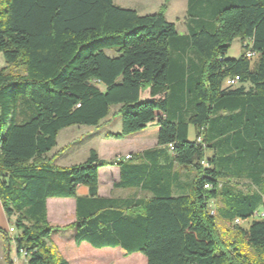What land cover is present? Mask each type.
<instances>
[{
  "label": "trees",
  "instance_id": "1",
  "mask_svg": "<svg viewBox=\"0 0 264 264\" xmlns=\"http://www.w3.org/2000/svg\"><path fill=\"white\" fill-rule=\"evenodd\" d=\"M168 1L139 14L113 0H0V204L25 264H68L48 242L58 231L47 220L49 198L73 199L65 226L77 247L120 248L145 264H264L226 245L215 222L249 220L237 232L264 252V220L253 218L264 206V0H186L185 34L166 20ZM236 37L243 52L228 57ZM234 75L238 84L224 85ZM112 106L120 129L104 138L154 122L157 148L137 162L90 149L80 163H53L61 129L96 127ZM190 126L200 142L188 139ZM163 147L194 173L184 194L172 195L179 173L159 165ZM111 165L116 188L151 196H99L98 171Z\"/></svg>",
  "mask_w": 264,
  "mask_h": 264
},
{
  "label": "rangeland",
  "instance_id": "2",
  "mask_svg": "<svg viewBox=\"0 0 264 264\" xmlns=\"http://www.w3.org/2000/svg\"><path fill=\"white\" fill-rule=\"evenodd\" d=\"M113 3L117 6H121L123 8L137 9L139 14L144 13H152L155 12L163 3L164 0H113ZM186 0H169L167 3V8L165 9V18L167 21L173 22L176 26V30L179 33L184 32L185 29V21H186ZM114 49H107L106 53L108 55L114 54ZM242 47L240 45V40L236 37L230 44V47L227 52L228 57L236 58L242 53ZM257 59L255 56L253 59L249 60L251 63H254ZM5 65V62L0 53V68ZM18 71H21V68L12 67ZM116 107L112 106L110 109V116L112 118L110 123V130H119L120 128V119L119 115L114 112ZM103 123V122H102ZM151 128H147L146 131H149ZM102 130L101 127L96 126H87V125H71L61 129L56 136V145L51 149L48 153L49 158H53V163L59 166H67L69 164H75L81 162L85 159L88 154V151L91 147L97 148L101 153H103V159L107 158L105 156L111 155L114 149V143L119 144L120 148H123L125 144H128L121 139L114 138H99V132ZM153 136H148L146 140L147 146H151ZM192 138H195V131ZM134 139L128 141L132 142ZM133 142H137L134 140ZM117 146V147H118ZM209 154V152H207ZM124 158V155H123ZM125 161V160H124ZM106 167V166H104ZM230 185L240 189L246 190L248 187V183L245 180H232ZM101 191L104 194H127L128 192L123 189H113L111 184L107 182L101 183ZM130 193V192H129ZM218 205L217 202H210V207L213 209ZM74 217V201L71 198H49L47 200V220L48 223L57 228L58 231L54 232L49 241L53 245L57 242H61L64 244L72 245V249L78 248L75 246L73 241L74 229L68 228L65 225L70 223ZM255 219L264 220V206L261 208V212L259 216H254ZM216 226L218 229L219 236L226 243V245H231L235 243L238 251L247 256L248 258H256L259 256L264 257V252H261L258 249L253 248L248 245L246 241L242 238L240 234H238L237 230L246 229L249 224L248 221H239V222H226L219 218L215 217ZM14 224V218L11 217L9 221L3 213L0 204V250L2 247L3 257L0 255V264H25V258L19 257L16 259L15 246L13 240L10 238L7 240L6 235L8 234V227ZM15 233V232H14ZM13 233V234H14ZM56 246V245H55ZM82 246L91 248L88 244L83 243ZM230 247V246H229ZM57 248V247H56ZM92 249V248H91ZM120 248H115V250H119ZM88 250V249H87ZM74 251V250H73ZM59 252V251H58ZM117 261L112 259V256L105 253H99L97 255L84 256L79 255V257H88L90 263L84 262L86 264H144L145 259L141 254H131L120 257L119 254L115 255ZM75 258V255H74ZM92 260H96L92 262ZM75 264V262H72Z\"/></svg>",
  "mask_w": 264,
  "mask_h": 264
},
{
  "label": "crops",
  "instance_id": "3",
  "mask_svg": "<svg viewBox=\"0 0 264 264\" xmlns=\"http://www.w3.org/2000/svg\"><path fill=\"white\" fill-rule=\"evenodd\" d=\"M135 10L138 12V10L136 8H135ZM185 13H186V11H185ZM144 14H146V13H144ZM185 33H186V27L184 29V32H182L180 34H185ZM242 85L245 87L249 86L248 83H246V82L242 83ZM111 120H112V118L110 116H107L106 118H104L100 122V124L98 126L101 127L102 130L99 132V135H98L99 138L106 139V138H104L105 133L118 131V130H114V131L110 130L111 129L110 128ZM147 128H151V129L149 131H146ZM118 129H120V128H118ZM157 129H158V126L156 124H154V122H153V123L149 124L142 131L127 135L126 137H124L123 140H125V142H127L128 144H125L123 148H120L118 146L119 144L114 143L115 147L113 149V152L111 153V155L109 154V156H105V157H107L105 159H103V157H104L103 153H101L97 148L91 147L90 149H94L97 153L98 158L103 159V160L122 161V162H125V161L137 162L139 160L141 161L143 159L141 153L144 150L157 148V146H156ZM149 135L155 137V139L152 138L151 146H147V144H146V140H147ZM192 135H194V128L192 126H190L188 129V139L192 140L193 139ZM132 139L136 140L137 142H133L134 140L132 142H128ZM163 149H164V155L161 157V159L159 161V165L163 169H171V173H174V172L179 173L178 178H175L174 185L172 186V195L184 194L186 191H188V184L191 183L192 178L194 176V173L192 171L182 169L181 167L174 164L171 160V156H172L171 152H169L166 147H163ZM126 154L130 155L129 159H125V157L123 158V155L125 156ZM86 157H85V159H86ZM78 163H80V162H78ZM69 165H71V164H69ZM118 180H119V168L117 165H111V166H106V167L100 168L98 171V195L102 196V197H122V198L129 196V195H132V194H135L137 196H145V197L151 196V194L149 192H145V191H140V190H136V189H127V188H116L114 186V183H116ZM107 181L111 184L113 189H115V188L116 189H123L126 191H122V192H128L129 191L130 193L128 192L125 195L123 193L122 194H112V195L102 193L101 183L107 182ZM77 193L79 195H86L87 194V188L85 186L80 185L77 187ZM55 245H56L57 250L59 251L60 255L64 259L67 260L68 264H72V262H75V264H86L84 262H87V263L91 262V261H89L88 257H84L85 259H87V260H84L83 257H79V255L90 256V255H97L99 253H105V254L111 255L112 259H114V260L116 259L115 261H117V258H115L116 254H119L120 257L125 256V252L122 249H119L117 251L115 250V248L114 249H110V248H102V249H94V248L91 249L90 248L89 249V247L85 248L84 246H82V244L80 246H78V248L75 249V247H74V249H72L73 248L72 245L64 244L61 242H57ZM15 253H16V250H15ZM0 255H1V257H3L2 247L0 250ZM74 255H75V258H74ZM20 256L23 257L21 254L18 255L16 253V259L15 260L17 261V259ZM95 261L96 260H94V261L92 260V262H95ZM17 263H18V261H17ZM4 264H5V260H4ZM9 264H11V262H9ZM144 264H145V262H144Z\"/></svg>",
  "mask_w": 264,
  "mask_h": 264
},
{
  "label": "built area",
  "instance_id": "4",
  "mask_svg": "<svg viewBox=\"0 0 264 264\" xmlns=\"http://www.w3.org/2000/svg\"><path fill=\"white\" fill-rule=\"evenodd\" d=\"M248 45H249V47H247L245 50H244V56L248 59V60H251V59H253L255 56H258V54L255 52V51H253V50H251L250 49V47H251V45H250V43H248ZM239 76L238 75H234V76H231V77H228V78H226L225 80H224V85H226V86H236L237 84H238V82H239ZM197 142H200L201 141V137H195L194 138ZM168 148H169V150H172V146H171V144H169L168 145ZM125 159H129V157H130V155L129 154H126L125 156ZM260 212H261V210L258 212V213H255V215L256 216H259L260 215ZM254 215V216H255ZM241 222V221H243V220H239V219H237V220H235V222ZM15 232V230H14V228H13V226L12 225H10L9 227H8V233L10 234V235H13V233ZM20 254L25 258V253L23 252V251H21L20 252Z\"/></svg>",
  "mask_w": 264,
  "mask_h": 264
}]
</instances>
